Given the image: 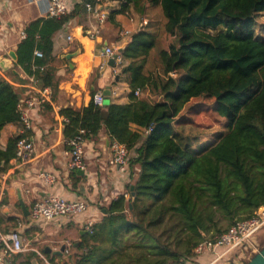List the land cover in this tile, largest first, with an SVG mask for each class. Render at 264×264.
Listing matches in <instances>:
<instances>
[{
    "label": "trees",
    "instance_id": "trees-1",
    "mask_svg": "<svg viewBox=\"0 0 264 264\" xmlns=\"http://www.w3.org/2000/svg\"><path fill=\"white\" fill-rule=\"evenodd\" d=\"M115 1L120 8L110 14L111 19L115 14L135 13L149 20L132 35L123 54L122 73L131 89L130 101L97 105L92 100L79 109L64 108L61 114L69 120L66 136L83 128L89 139L105 128L111 142L127 144L135 153L130 161L129 197H120L106 209L93 233L83 237L87 242L79 243L83 252L75 255L73 264L107 260L96 257L97 248L90 247L88 240L108 236L116 244L123 232L154 236L150 228L167 216L178 218L179 232L188 240L176 251L163 247L169 256L149 264L177 263L209 238L210 228L199 207L204 197L209 198L210 208L217 207L233 221L210 238L264 207V34L256 31L264 0ZM80 7L62 20L38 19L25 28L15 68L5 73L13 83L0 75V134L7 125L19 122V104L28 90L14 85L24 82L16 68L50 87L53 94L58 92L53 38L82 12ZM158 13L163 17L159 32L153 30ZM36 51L43 57H37ZM137 90L147 95L138 97ZM202 93L217 96L216 112L226 119L217 134L176 127L186 105ZM19 139L11 138L0 149V163L16 158ZM37 258L30 253L24 264H33Z\"/></svg>",
    "mask_w": 264,
    "mask_h": 264
},
{
    "label": "crops",
    "instance_id": "crops-1",
    "mask_svg": "<svg viewBox=\"0 0 264 264\" xmlns=\"http://www.w3.org/2000/svg\"><path fill=\"white\" fill-rule=\"evenodd\" d=\"M110 2H103L108 16L105 23L100 26V35L96 38H92L90 32L95 30L97 22L82 5H80L82 12L72 17L65 27L55 34L52 55L58 61L56 63L58 92L53 94L52 91L53 107L43 104L33 111L34 129L31 135L35 141L36 158L28 167L20 169L16 168L15 159L8 164L0 163V230L2 232L14 230L20 221L25 224L20 229L21 235L31 247L41 251H45L47 247L59 251L66 246L63 256L49 254L57 264H60V260L68 264L74 263V258L68 251L70 240H76L72 236V230L76 228L80 236V239L75 241L77 247L86 236L83 222L88 219L99 222L105 214L104 211L118 196L128 190L127 186L130 182V176L125 177L110 164L111 140L105 128L101 129L98 136L87 139L84 152L86 171L83 174L71 172L70 156L63 143L66 136L65 125L61 126L58 117L64 108L79 109L88 106L93 94L103 93L107 88L112 92L106 99L107 102L110 100L108 104H127L130 101L129 84L121 78L118 82H113L110 70L106 71L105 78H101L99 67L105 61L103 56L105 46H124L126 39L122 37L121 31L127 29L131 35H134L139 29L144 28L141 23L142 17L138 18L135 13L115 14L111 19L110 14L117 11L120 4L112 9ZM45 18H47V0H0V21L6 27L0 37V61H7L11 66L9 71L15 68L16 63L10 53L16 52L18 44L22 41L21 32L32 21ZM69 36L72 37L71 41L68 39ZM76 52L80 53L70 61L65 58V55ZM71 64L74 65L73 68ZM5 73L7 72L1 69L0 75L12 82ZM15 73L19 74L24 82H16L14 85L28 89L23 92V100L29 95H34V91L28 87L31 76L21 68H16ZM113 92L116 94L113 95ZM143 95L145 93L141 96ZM20 132L19 122L7 125L0 134V149H4L9 140L18 136ZM39 171L51 173L56 177V181L47 186L38 179ZM49 195H60L72 200L86 199L89 202L88 212L82 217L66 219L61 223L29 225L27 222L29 216L24 215L21 200L30 213L35 200ZM60 228L66 229L67 232L59 233ZM61 233L64 235L61 236ZM261 239L262 236L257 237L259 247L264 244ZM30 253L35 252L21 253L18 258L15 257L8 263L24 264L25 256ZM34 261L40 264L38 258Z\"/></svg>",
    "mask_w": 264,
    "mask_h": 264
},
{
    "label": "built area",
    "instance_id": "built-area-1",
    "mask_svg": "<svg viewBox=\"0 0 264 264\" xmlns=\"http://www.w3.org/2000/svg\"><path fill=\"white\" fill-rule=\"evenodd\" d=\"M104 0H96L92 3L88 0H47V18L62 20L68 15L77 5H82L87 13L93 16L97 22V27L93 32H90L92 38L100 35V26L107 19L108 11L103 6ZM142 27L149 24L147 18L142 19ZM5 24L0 21V37L5 32ZM121 35L125 38V44H131L132 35L129 30L121 31ZM26 38L25 30L21 32V39ZM68 39L71 41L72 37ZM122 45H106L103 56L105 61L99 67L101 78H105L106 71H111L113 82H118L121 78L123 68L125 66L123 54L118 53V49ZM35 55L39 58L43 57V53L36 51ZM115 58V65L111 67L109 60ZM37 68V67H36ZM1 71V68H0ZM30 90L34 91V95H29L19 104L21 111L19 123L21 124V132L18 135L20 139L17 142L16 151V168L28 167L36 158L35 141L31 135L34 129L33 111L43 104H48L53 107L52 89L43 87L35 77L29 78ZM112 93V92H111ZM116 93L113 92V95ZM136 96H141L142 92L137 90ZM95 104H105L106 97L100 92L92 98ZM59 121L62 125L69 122L68 118L63 114H59ZM88 131L80 128L74 135L65 136L63 143L66 146V152L70 156L69 168L71 172L86 171L87 165L84 160L85 145L87 142ZM110 164L117 169L125 177L131 175L130 161L134 156V152L127 144L118 141L110 143ZM38 179L42 180L47 186L52 185L56 181V177L46 171H39ZM129 197L127 190L120 197ZM89 209V202L86 199H68L60 195H49L38 198L32 203L28 217V224L32 226H43L50 223H61L70 218L82 217ZM97 222L88 219L83 222V231L85 233H93L94 226ZM22 222H18L16 229L9 232L0 230V264H7L16 255L24 252H35L40 264H57L50 256H47L43 251L30 246V243L23 239L21 228L24 226ZM264 229V207L259 208L253 217L237 221L229 230L214 238H208L199 243L188 257L182 258L177 263L171 264H224L233 261L235 264H244L246 253L252 255L259 249L257 237L260 231Z\"/></svg>",
    "mask_w": 264,
    "mask_h": 264
},
{
    "label": "rangeland",
    "instance_id": "rangeland-1",
    "mask_svg": "<svg viewBox=\"0 0 264 264\" xmlns=\"http://www.w3.org/2000/svg\"><path fill=\"white\" fill-rule=\"evenodd\" d=\"M111 1V2H110ZM104 0L105 3H112V9H114L119 2L113 0ZM159 14V13H158ZM140 18V16L138 17ZM144 19V18H142ZM142 22V20H141ZM153 26V30L159 32L163 27V17L159 14L157 16V23ZM140 30V29H139ZM258 33L264 34V13L258 17V24L256 27ZM121 79L125 81V75L122 73ZM246 88L237 91L241 93ZM149 94V92L147 91ZM147 95V94H145ZM144 95V96H145ZM151 97V96H150ZM154 101L159 98L151 97ZM217 96L208 93H202L197 98L189 102L184 108L183 112L176 120V127H185V131L191 130H210L212 133H218L221 131L222 125L226 124V119L221 118L216 112L217 108ZM110 100L105 101L106 104ZM212 130V131H211ZM225 130V128H223ZM209 137L208 139H210ZM204 144V141H203ZM211 203L209 198L206 196L202 201L199 202V207L203 211L204 219L206 224L210 228L208 237L216 235L218 231H225L228 227L233 224V221L228 216L222 214L217 207L210 208ZM207 210L209 213H207ZM212 217L213 222L209 220L208 216ZM240 215L237 214L235 221L239 219ZM61 231L66 229L60 228ZM180 224L178 218L167 216L159 223L153 225L150 231L154 236L145 235V233L136 234L135 232H123L119 238V241L114 244L109 240L108 236H101L97 242H91L88 240L90 247H96V257H107L106 261H102L99 264H149L158 259L167 258L169 255L163 251V247H170L171 250H178L181 248L184 242L188 240V237L179 232ZM72 236L78 240L80 239L79 233L76 228L72 230ZM64 235L61 233V236ZM264 229L260 231L258 236H262V242H264ZM76 240H70L69 253L73 258L75 255L81 254L83 250H79L76 247ZM257 241V240H256ZM86 243L87 241H81ZM80 242V243H81ZM60 246V245H59ZM60 250V249H59ZM244 263H246L251 257L250 252L246 253ZM74 261V260H73ZM60 264H68L66 261L60 260Z\"/></svg>",
    "mask_w": 264,
    "mask_h": 264
},
{
    "label": "water",
    "instance_id": "water-1",
    "mask_svg": "<svg viewBox=\"0 0 264 264\" xmlns=\"http://www.w3.org/2000/svg\"><path fill=\"white\" fill-rule=\"evenodd\" d=\"M129 44H125L124 46L120 47L118 49V53L120 54H124L128 48ZM80 52H76V53H70L65 55V58H67L69 61L75 56L78 55ZM10 56L12 57V59L14 60L15 63H17L18 57L16 52L12 51L10 53ZM109 65L111 67H113L115 65V58H111L109 60ZM72 68L74 67L73 64H71ZM0 68L2 69L3 72H8L11 69V66L7 63L6 60H2L0 61ZM103 94L105 95L106 99L109 98V96L111 95V91L109 88L105 89ZM78 173L83 174V171H79ZM131 190H134V187H131ZM21 205H22V209L24 212V215L26 217L29 216V210L27 209V207L25 206V204L23 203V201L21 200ZM104 213H106V210L104 211ZM66 250V246H63L59 251H53L51 248L47 247L45 249V252L48 254H52V255H56V256H63L64 252ZM9 264V263H7ZM34 264H38L36 261H34ZM245 264H264V244H262L259 249L253 253L251 255V257L249 258V260L245 263Z\"/></svg>",
    "mask_w": 264,
    "mask_h": 264
},
{
    "label": "bare ground",
    "instance_id": "bare-ground-1",
    "mask_svg": "<svg viewBox=\"0 0 264 264\" xmlns=\"http://www.w3.org/2000/svg\"><path fill=\"white\" fill-rule=\"evenodd\" d=\"M89 52V51H88Z\"/></svg>",
    "mask_w": 264,
    "mask_h": 264
}]
</instances>
